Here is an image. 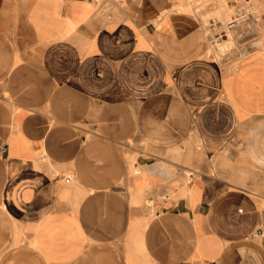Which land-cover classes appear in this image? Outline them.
Returning a JSON list of instances; mask_svg holds the SVG:
<instances>
[{
    "label": "crops",
    "instance_id": "crops-1",
    "mask_svg": "<svg viewBox=\"0 0 264 264\" xmlns=\"http://www.w3.org/2000/svg\"><path fill=\"white\" fill-rule=\"evenodd\" d=\"M194 2L0 0V264H264V0Z\"/></svg>",
    "mask_w": 264,
    "mask_h": 264
},
{
    "label": "rangeland",
    "instance_id": "rangeland-1",
    "mask_svg": "<svg viewBox=\"0 0 264 264\" xmlns=\"http://www.w3.org/2000/svg\"><path fill=\"white\" fill-rule=\"evenodd\" d=\"M193 1H195L194 12L196 18H200L204 22V29H205L204 31L206 33L207 48L210 50L211 54L214 55L216 54L219 55V53L222 54L220 51L221 50L219 45L220 43L217 41L218 39L216 37V30L218 31L223 30V28L221 27V21L218 18H216V16H212L209 19L205 20L203 15L204 12L215 13L217 6L219 5L213 3V1L215 0H198V1L193 0ZM227 1L229 8L232 9L231 14L233 19L238 17L243 21V23L238 28H236L237 30L235 29L236 31L233 34V36H235L237 46L233 50H230L229 55L227 56V58H225L226 61L225 63H229V62L234 63L237 60H242L244 57L247 58L249 56L251 50H249L246 56H243L241 53V49L247 48L248 46L252 45V42L250 41L251 39H253L252 29H254V27L251 25L252 24V21L250 19L251 10L245 3V1L248 0H227ZM234 1H236L235 4ZM228 38L229 36L223 37V39L229 40ZM232 46L234 47V45Z\"/></svg>",
    "mask_w": 264,
    "mask_h": 264
},
{
    "label": "bare ground",
    "instance_id": "bare-ground-1",
    "mask_svg": "<svg viewBox=\"0 0 264 264\" xmlns=\"http://www.w3.org/2000/svg\"><path fill=\"white\" fill-rule=\"evenodd\" d=\"M235 19V18H234ZM234 19H232L231 21H229L228 23H226L225 25H221V27L226 31V36H229V40L227 39H218L217 41L220 43V51L222 53V55H226L229 53L230 50H232V45L234 44V38L232 37V31L231 29H229L228 25L235 21ZM238 20V19H237ZM216 30V29H215ZM217 32H219L218 30H216ZM218 44V43H217ZM226 44V45H224ZM246 53V52H245Z\"/></svg>",
    "mask_w": 264,
    "mask_h": 264
},
{
    "label": "built area",
    "instance_id": "built-area-1",
    "mask_svg": "<svg viewBox=\"0 0 264 264\" xmlns=\"http://www.w3.org/2000/svg\"><path fill=\"white\" fill-rule=\"evenodd\" d=\"M238 19V20H237ZM235 21H233V22H231L229 25H228V27H229V29H231V30H234V29H236V28H238L242 23H243V21L240 19V18H235L234 19ZM215 30V29H214ZM254 30L255 29H252V31L254 32ZM224 36H226V31L223 29V30H221V31H219V32H217L216 31V37H217V39H223V37ZM249 50H251V47L250 46H248L247 48H244V49H241V53H242V55H243V52H249ZM247 53L245 54V55H243V56H246L247 55ZM65 182H70V178L68 177V178H66L65 179Z\"/></svg>",
    "mask_w": 264,
    "mask_h": 264
}]
</instances>
